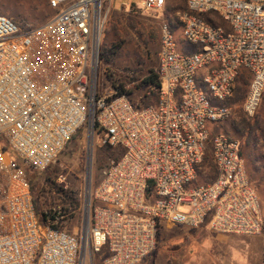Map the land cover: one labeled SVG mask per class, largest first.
Wrapping results in <instances>:
<instances>
[{"label":"built area","instance_id":"built-area-1","mask_svg":"<svg viewBox=\"0 0 264 264\" xmlns=\"http://www.w3.org/2000/svg\"><path fill=\"white\" fill-rule=\"evenodd\" d=\"M167 1L132 7L160 12ZM185 1L187 11L175 15L194 51L179 53L171 28L161 26L158 101L141 109L126 96L97 91L104 5L111 0H46L56 13L37 27L0 15V264H82L83 251L104 252L101 264H138L166 226L264 232L239 142L210 129L232 115L229 103L245 72L242 111L252 119L259 109L264 0ZM86 124L99 131L102 147L120 154L95 186L87 185L78 240L51 227L58 218L40 223L29 174L52 166ZM205 156L216 174L198 184Z\"/></svg>","mask_w":264,"mask_h":264},{"label":"rangeland","instance_id":"rangeland-1","mask_svg":"<svg viewBox=\"0 0 264 264\" xmlns=\"http://www.w3.org/2000/svg\"><path fill=\"white\" fill-rule=\"evenodd\" d=\"M138 3L139 0H111L104 5L108 15L101 34L99 58L100 53L112 45H120L121 49L111 63L106 64L102 59L99 62L97 91L101 96L113 94L107 79L109 75L113 80L125 83L126 76L134 72L143 76L157 69L160 28L163 24H168L174 33L179 53L194 51V47L184 43L182 29L175 15L181 12L177 8L184 5L183 0H171L160 12H144L132 7ZM55 13L48 8L46 0H0V15L18 24L37 27L47 23ZM219 21L216 23L219 24ZM243 74L250 78L246 72ZM126 87L132 89L133 84H127ZM142 94L133 92L129 99L143 105ZM236 97L234 93L229 103L233 108L230 118L221 124L210 125V129H214V134L221 132L239 142L249 183L256 193L261 217L264 219V96L252 119L244 115L243 101L235 102ZM98 135L99 131L93 132L86 124L65 146L52 166L43 173L29 174L31 179L34 176L33 195L41 212L47 214L64 208L66 215L60 225L61 229L78 240L86 213L87 185L91 182L95 186L108 162L120 154V151L102 147ZM59 176L64 177L63 182L58 181ZM49 179L53 184L49 183ZM66 196L72 200L71 206L64 204L71 202L68 199L63 201ZM202 236L185 227H162L154 250L138 264H200L198 256ZM229 244L233 249L232 254H236L237 258L245 257L246 262L251 264H264V232L257 236L233 235ZM103 255L104 252L92 255L83 251L82 264H101Z\"/></svg>","mask_w":264,"mask_h":264},{"label":"trees","instance_id":"trees-1","mask_svg":"<svg viewBox=\"0 0 264 264\" xmlns=\"http://www.w3.org/2000/svg\"><path fill=\"white\" fill-rule=\"evenodd\" d=\"M171 0H168L170 2ZM184 5L179 9V11L184 12L187 11V5L186 1L183 0ZM167 3L165 7H167ZM205 19H208L206 16H203ZM219 25H224L219 21ZM121 46L120 45H112L109 49H105L101 55V59L104 63L108 64L111 63L114 59V57L118 54L120 51ZM100 59V61H101ZM108 81L109 84L113 90V97L115 96H126L128 100L132 103V105L136 109H141V108H146L149 106H155L157 101H158V94L160 90V81L157 76L156 70L153 71H148L145 75L142 76L141 73L139 72H134L132 75L126 76L127 82L125 83H119L117 80H113L112 77L109 75L108 76ZM250 78L246 76V74L240 75L239 79L237 80V87L235 89V94L237 95L235 102H242L245 98L246 92H247V87L249 85ZM133 84L132 89H127L126 85L127 84ZM135 92H143L141 96V102L143 105L140 104H135L133 103L129 97L130 95ZM247 130V127H246ZM74 138V137H73ZM72 138V139H73ZM71 139V140H72ZM216 174L214 164L210 160L208 156H205L203 159V162L201 164L200 170L198 172V179L196 180V183H207L209 182L212 178H214ZM49 183L53 184V182L49 179ZM30 189H31V194H32V200L34 204V210L35 214L38 217V220L40 223L45 224L47 220L54 221L56 218H58L57 222L55 224H51V227L55 229H61V223L64 220L65 214V209L61 208L60 210H54L50 213L44 214L41 212V207L37 201L36 198H34L33 195V190H34V176L32 177L30 181ZM152 195V190L148 189L146 192V198L151 197ZM69 198L66 196V199L63 201H67ZM70 203L64 202V204L71 206L73 204L72 200ZM158 236V235H157Z\"/></svg>","mask_w":264,"mask_h":264},{"label":"crops","instance_id":"crops-1","mask_svg":"<svg viewBox=\"0 0 264 264\" xmlns=\"http://www.w3.org/2000/svg\"><path fill=\"white\" fill-rule=\"evenodd\" d=\"M172 227V226H166ZM181 227V226H180ZM197 235H203L201 240V250L199 252L200 264H246L245 257L237 258L232 254L230 246L233 235H219L212 233L206 226L193 229ZM237 236V235H236ZM238 256H242L239 254ZM212 259V260H211ZM251 264V263H247Z\"/></svg>","mask_w":264,"mask_h":264}]
</instances>
